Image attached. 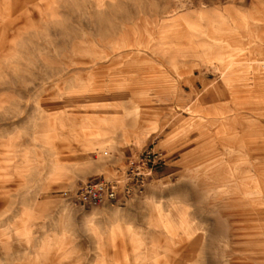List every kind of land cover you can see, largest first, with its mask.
Masks as SVG:
<instances>
[{
    "label": "rangeland",
    "instance_id": "374dc122",
    "mask_svg": "<svg viewBox=\"0 0 264 264\" xmlns=\"http://www.w3.org/2000/svg\"><path fill=\"white\" fill-rule=\"evenodd\" d=\"M257 6L0 0V264H264ZM232 33L240 61L222 70ZM151 143L168 161L142 194L64 195Z\"/></svg>",
    "mask_w": 264,
    "mask_h": 264
},
{
    "label": "built area",
    "instance_id": "2783aa9c",
    "mask_svg": "<svg viewBox=\"0 0 264 264\" xmlns=\"http://www.w3.org/2000/svg\"><path fill=\"white\" fill-rule=\"evenodd\" d=\"M167 161L165 153L151 143L129 158L124 171L116 177L84 182L76 190L65 191L64 195L79 205L117 204L142 194Z\"/></svg>",
    "mask_w": 264,
    "mask_h": 264
},
{
    "label": "bare ground",
    "instance_id": "6f19581e",
    "mask_svg": "<svg viewBox=\"0 0 264 264\" xmlns=\"http://www.w3.org/2000/svg\"><path fill=\"white\" fill-rule=\"evenodd\" d=\"M178 8V6H175L173 9L170 10V8H165L162 12L163 15H161V17H163L165 14L169 15V14H174L173 12L177 11L176 9ZM255 11L257 12H261L264 15V8L261 6H257L255 8ZM159 14L155 15V18L158 17ZM167 20V21H166ZM173 21V17H169L164 19L163 23L164 26H167L166 24H169V22ZM170 25V24H169ZM230 37L232 36V38H230L232 40V42H229L227 48L224 49H219V51H216L214 53L211 54V58L213 60H215V62L219 65H221L222 63L225 62V60L227 58H229V60L227 61V63L223 66L222 70H228L229 68H231L233 66V64H235L236 62H239L240 60H237L235 58H231L233 55H235L237 52L233 50L234 46L237 45L236 40L234 39V34L232 33V35H229ZM153 37H154V33H153ZM162 38H166L167 35H162ZM239 45H241V43L238 42ZM241 47V46H240ZM247 50V51H254L256 53H261L262 47L259 45V43L254 42L249 43V45L242 47V50ZM247 63L249 64H254V65H264V60L263 59H246ZM259 74V73H258ZM202 100H205V98L202 97Z\"/></svg>",
    "mask_w": 264,
    "mask_h": 264
}]
</instances>
